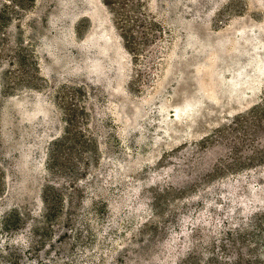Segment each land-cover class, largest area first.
<instances>
[{
    "label": "rangeland",
    "instance_id": "obj_1",
    "mask_svg": "<svg viewBox=\"0 0 264 264\" xmlns=\"http://www.w3.org/2000/svg\"><path fill=\"white\" fill-rule=\"evenodd\" d=\"M256 206L264 0H0V264H264Z\"/></svg>",
    "mask_w": 264,
    "mask_h": 264
},
{
    "label": "trees",
    "instance_id": "obj_2",
    "mask_svg": "<svg viewBox=\"0 0 264 264\" xmlns=\"http://www.w3.org/2000/svg\"><path fill=\"white\" fill-rule=\"evenodd\" d=\"M40 197H41V199H42V202L43 203H45V197H44V195H42V194H40ZM250 210L249 211H251L252 213L254 212V210H252L253 208H249ZM255 209H257V210H259V212L261 213L263 210L262 209H264V206H256V208ZM262 210V211H261ZM244 229V228H243Z\"/></svg>",
    "mask_w": 264,
    "mask_h": 264
}]
</instances>
